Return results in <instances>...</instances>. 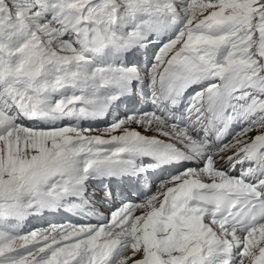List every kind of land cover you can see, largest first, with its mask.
<instances>
[{
  "label": "snow or ice",
  "instance_id": "1",
  "mask_svg": "<svg viewBox=\"0 0 264 264\" xmlns=\"http://www.w3.org/2000/svg\"><path fill=\"white\" fill-rule=\"evenodd\" d=\"M0 264H264V0H0Z\"/></svg>",
  "mask_w": 264,
  "mask_h": 264
}]
</instances>
